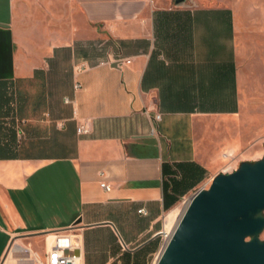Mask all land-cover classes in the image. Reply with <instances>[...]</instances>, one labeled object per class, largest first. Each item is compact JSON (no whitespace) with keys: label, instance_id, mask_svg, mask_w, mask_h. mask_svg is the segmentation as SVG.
<instances>
[{"label":"crops","instance_id":"1","mask_svg":"<svg viewBox=\"0 0 264 264\" xmlns=\"http://www.w3.org/2000/svg\"><path fill=\"white\" fill-rule=\"evenodd\" d=\"M175 3L0 0V264L76 222L78 264H155L164 218L225 174L241 145L199 137L240 110L264 0Z\"/></svg>","mask_w":264,"mask_h":264},{"label":"water","instance_id":"2","mask_svg":"<svg viewBox=\"0 0 264 264\" xmlns=\"http://www.w3.org/2000/svg\"><path fill=\"white\" fill-rule=\"evenodd\" d=\"M263 213L264 159L243 162L186 201L156 264H264Z\"/></svg>","mask_w":264,"mask_h":264},{"label":"rangeland","instance_id":"3","mask_svg":"<svg viewBox=\"0 0 264 264\" xmlns=\"http://www.w3.org/2000/svg\"><path fill=\"white\" fill-rule=\"evenodd\" d=\"M237 68L239 112L227 119L205 121L203 128L209 135L199 137L201 142L228 141L241 145L240 151L226 155L227 160L221 162L220 171L225 174L236 171L243 162L255 163L264 159V33H241L237 45ZM184 206H179V211H183ZM170 227L166 226L167 229ZM42 239L38 240L39 245ZM259 239L264 240V230ZM12 243L23 246L17 240Z\"/></svg>","mask_w":264,"mask_h":264},{"label":"built area","instance_id":"4","mask_svg":"<svg viewBox=\"0 0 264 264\" xmlns=\"http://www.w3.org/2000/svg\"><path fill=\"white\" fill-rule=\"evenodd\" d=\"M77 71L80 72L81 69H78ZM80 87L81 86L76 83L74 85V90H78ZM66 102L68 103V100ZM76 131L78 135L88 134L89 129L87 127V123H80ZM100 186L105 190H109V186L106 184H101ZM138 213H142L144 215L146 214L143 210L138 211ZM172 232V227L167 229L163 224L160 237L162 238L164 244L171 238ZM76 238H78V236L76 235L75 226L73 225L61 234H53L52 243L49 246H46L43 261L36 258L33 253L25 247L21 246L23 251L14 250L13 247L16 244L11 243L7 254L5 255L6 258L4 259L3 264H78L79 258L75 255V251L78 250V242H76ZM7 257L10 260L9 262H7Z\"/></svg>","mask_w":264,"mask_h":264},{"label":"bare ground","instance_id":"5","mask_svg":"<svg viewBox=\"0 0 264 264\" xmlns=\"http://www.w3.org/2000/svg\"><path fill=\"white\" fill-rule=\"evenodd\" d=\"M181 211V210H180ZM179 208H176L174 209L173 211H171L170 213H168V215L164 218V223H165V226H171L173 229L176 225L177 222H175V219H176V216L177 214H179ZM182 213V211H181ZM177 220V219H176ZM178 221V220H177ZM47 239L50 241L53 239V234H48L47 235ZM50 243V242H49ZM49 245V244H48ZM14 250H17V251H23V248H21V246H19L18 244H16L14 247H13Z\"/></svg>","mask_w":264,"mask_h":264}]
</instances>
